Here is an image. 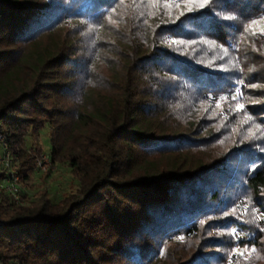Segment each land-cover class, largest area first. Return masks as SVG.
<instances>
[{"label": "trees", "instance_id": "obj_1", "mask_svg": "<svg viewBox=\"0 0 264 264\" xmlns=\"http://www.w3.org/2000/svg\"><path fill=\"white\" fill-rule=\"evenodd\" d=\"M198 1L0 0V135L15 172L32 178L47 127L51 164L77 180L57 202L0 191V263L164 264L171 242L173 264H189L183 247L235 164L249 166L248 192L264 190V149L255 161L240 140L221 149L223 118L208 113L229 119L228 95L264 98V31L249 29L264 0Z\"/></svg>", "mask_w": 264, "mask_h": 264}, {"label": "rangeland", "instance_id": "obj_2", "mask_svg": "<svg viewBox=\"0 0 264 264\" xmlns=\"http://www.w3.org/2000/svg\"><path fill=\"white\" fill-rule=\"evenodd\" d=\"M201 2L203 0L196 3L197 8ZM123 10L124 8L119 10V13L123 14ZM260 23H253L249 29L264 31V22ZM196 51L205 54L202 47ZM227 101L232 115L229 116L231 121L224 110L218 107L208 109L213 120L223 118L218 123L224 131V141L220 147L223 149L224 142L232 145L236 139L240 140V143L251 145L249 151L255 155V161L259 158L256 152L264 149V116L259 117L253 110L257 105H264V98L260 95H228ZM186 107L189 109L188 104ZM261 111L264 113V110ZM68 128L69 122L65 124L63 131ZM38 134L42 150L38 158L42 155L49 157L51 139L48 128L43 127ZM31 144L29 135L26 138V147H30ZM16 165L15 163L14 169ZM233 167H236V178L220 186L218 201L210 203L203 216L198 219L197 236L186 242L183 247V253L195 258L189 264H264V190L259 196H253L245 189L242 181V176L249 166L238 162ZM0 172H3L1 168ZM76 188L77 180L65 163L51 164L46 173H40L35 168L31 179L26 183L20 180V190L31 201L35 199L37 193L46 191L51 199L57 202ZM211 239H216L218 243L211 244ZM173 247L171 242L163 245L159 259L164 264H173V258L170 256ZM6 264H13V261H7Z\"/></svg>", "mask_w": 264, "mask_h": 264}, {"label": "built area", "instance_id": "obj_3", "mask_svg": "<svg viewBox=\"0 0 264 264\" xmlns=\"http://www.w3.org/2000/svg\"><path fill=\"white\" fill-rule=\"evenodd\" d=\"M15 163L16 158L12 155L7 141L0 135V168L4 174L0 182V191L7 194L14 203L23 205L25 201L21 195L20 177L14 169ZM50 167L51 162L49 157L42 155L36 159L35 168L38 172L46 173Z\"/></svg>", "mask_w": 264, "mask_h": 264}, {"label": "snow or ice", "instance_id": "obj_4", "mask_svg": "<svg viewBox=\"0 0 264 264\" xmlns=\"http://www.w3.org/2000/svg\"><path fill=\"white\" fill-rule=\"evenodd\" d=\"M208 3H209V0H203V2L199 3L198 7H199L200 9H203V8H205V6H206ZM177 7H179V5H177ZM224 19H230V17H224ZM253 23H255V21H254ZM207 43H212V42H207ZM225 51H226V50H225ZM233 99H235V97H233ZM217 106H219V105H217ZM242 107H243V106L241 105L240 108H242ZM180 239L182 240L183 237H180ZM253 251H255V250H253ZM241 255H242V253H241Z\"/></svg>", "mask_w": 264, "mask_h": 264}]
</instances>
